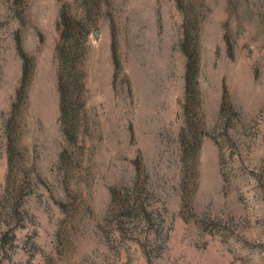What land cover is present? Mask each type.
Returning a JSON list of instances; mask_svg holds the SVG:
<instances>
[{
  "label": "rangeland",
  "instance_id": "374dc122",
  "mask_svg": "<svg viewBox=\"0 0 264 264\" xmlns=\"http://www.w3.org/2000/svg\"><path fill=\"white\" fill-rule=\"evenodd\" d=\"M102 2L88 23L85 107L69 146L57 24L62 6L81 16L83 2L0 0V264H264V0H196L200 102L188 154L183 12L176 0ZM18 40L34 71L10 167ZM66 148L70 171L60 168ZM10 177L20 194L6 191ZM114 188L144 213L112 212Z\"/></svg>",
  "mask_w": 264,
  "mask_h": 264
},
{
  "label": "trees",
  "instance_id": "16d2710c",
  "mask_svg": "<svg viewBox=\"0 0 264 264\" xmlns=\"http://www.w3.org/2000/svg\"><path fill=\"white\" fill-rule=\"evenodd\" d=\"M103 0H82L83 11L81 16H77L70 11L69 5H64L61 8L57 30L59 33L58 42L56 44V54L59 64L58 69V93L60 101V123L63 134L69 146L76 144V132L78 129V121L80 112L85 107V85L84 73L82 65L86 59L87 51L86 44L88 43V35L92 31L89 26L90 15L96 10L101 9ZM178 8L183 12L185 17L183 39L181 41V50L186 58L185 70V103L184 116L186 118V130H183L181 143L185 152L193 153L196 148L195 140L197 139L198 129L191 122L192 108L195 102L199 101L198 75L199 67V34L200 21H198L196 0H176ZM18 52L23 60V75L19 88L16 91L15 101L12 105L10 118L6 122L8 131V157L9 165L12 166L14 152L16 151V135L17 127L15 125L16 115L21 106L26 101L27 88L34 71L33 59L29 57L21 47V42L18 40ZM113 58L116 65H119L115 43L113 45ZM200 102V101H199ZM198 103V102H197ZM82 113V112H81ZM18 136V135H17ZM71 149V148H70ZM72 151L66 148L60 155V168L63 167L66 171L74 168ZM139 170V162L135 161ZM62 168V169H63ZM21 187L17 185V181L8 178L6 183V191L13 190L20 194ZM66 191H69V186L65 184ZM112 195V212L124 211V216H131L133 212H143L142 203L139 199H134L132 204L123 200L121 194L115 188L111 190ZM25 195L21 194L18 200L11 204V215L17 213L22 208ZM1 200V199H0ZM65 209L63 203L60 204ZM131 206V207H130ZM1 211L6 208H0Z\"/></svg>",
  "mask_w": 264,
  "mask_h": 264
},
{
  "label": "water",
  "instance_id": "95a60500",
  "mask_svg": "<svg viewBox=\"0 0 264 264\" xmlns=\"http://www.w3.org/2000/svg\"><path fill=\"white\" fill-rule=\"evenodd\" d=\"M96 38L98 39V32H95Z\"/></svg>",
  "mask_w": 264,
  "mask_h": 264
}]
</instances>
